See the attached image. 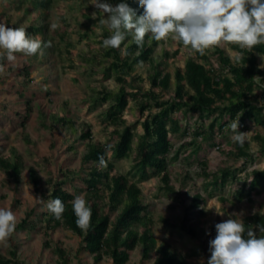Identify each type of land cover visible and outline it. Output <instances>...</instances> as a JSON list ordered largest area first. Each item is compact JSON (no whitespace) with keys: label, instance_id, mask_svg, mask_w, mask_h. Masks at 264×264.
Wrapping results in <instances>:
<instances>
[{"label":"rangeland","instance_id":"1","mask_svg":"<svg viewBox=\"0 0 264 264\" xmlns=\"http://www.w3.org/2000/svg\"><path fill=\"white\" fill-rule=\"evenodd\" d=\"M40 11L44 14V29L38 37L45 42L50 41L51 46L44 48L43 55L17 54L16 64L7 65L5 72L0 73V156L12 158L18 154L22 159L19 183L0 169V207L11 208L16 214L17 224L23 218H29L36 225L16 229L7 245L0 244V253L7 256L9 250L15 248L22 264H56L57 255L53 247L59 245L69 254L68 264H91L92 257L80 248V237L71 230L59 226L44 235L38 214L47 209L50 200H46L43 194L50 191L52 181L59 179L62 171L73 170L75 173L73 177L70 175L71 179L64 188L73 194V198L84 194L88 199L85 182L80 176L87 175L92 162L82 161L88 140L79 136L88 128L90 141H111L114 139L111 131L116 126L106 119L111 98L97 101L94 105L93 101L101 92L116 91L120 85L131 91L149 90L151 65L148 61L135 64L132 71L124 75L125 83L118 82L112 70L104 75L111 59L102 57L104 46L100 40L104 30L108 29L99 23L103 13L91 4V0H52L47 11L32 0H0V21L7 23L8 27L26 29ZM93 12H96V19L92 18ZM104 15L106 18L107 14ZM131 40L130 35L121 45V55ZM176 42L171 37L159 41L152 53L154 63H162L171 74L176 66L182 67L185 59L192 55L187 46H182L180 52L173 56ZM223 48L232 59L235 58L236 53L229 45ZM165 51L169 52L167 57ZM257 62L259 67H264V56L257 54ZM173 86L171 78V88ZM153 90L157 92V89ZM254 94L251 97L258 98V104H264L259 88L254 90ZM27 103L30 110L24 117ZM156 110L152 106L141 116L131 99L122 113L124 123L120 122L117 127L134 124L135 134L140 133V122ZM60 115H65L67 122L56 126ZM173 116L178 117L183 127L169 134L173 147L166 169L169 185L174 188L172 191L154 169L147 168L144 177L133 172L135 143L127 157L114 158L109 154V160L113 162V173H127L140 186L146 212L153 220L156 246L168 243L186 264H207L211 255L209 241L216 236L217 223L229 218L242 220L244 214L256 210L264 213V181L250 188L251 177L248 174L252 169H264V154H257L258 144L253 139L260 127L253 122L247 124L244 132H250L247 141L253 157L245 160L230 152L233 142L230 129H225L221 137L214 133L191 143L192 135L183 131L184 126L195 127V123L200 121L209 124L213 117L200 119L197 113L184 111L175 112ZM185 141L189 143L184 144ZM31 167L40 177L39 192L34 191L29 181ZM227 167L234 171V175L223 184L206 185L210 176L207 177L203 170L219 173ZM197 191L204 201L191 207L192 195ZM240 191L243 193L241 198L238 197ZM106 201L107 198H100L99 204L102 211L109 212ZM116 214V210L110 212V219H114ZM46 239L51 247L44 245ZM142 255V247L136 245L130 250L126 264H137ZM153 257L152 254L144 263L151 264ZM99 264L112 263L103 258Z\"/></svg>","mask_w":264,"mask_h":264},{"label":"trees","instance_id":"2","mask_svg":"<svg viewBox=\"0 0 264 264\" xmlns=\"http://www.w3.org/2000/svg\"><path fill=\"white\" fill-rule=\"evenodd\" d=\"M32 2H37L39 7L45 11L52 5V0H32ZM121 2L133 8L137 16L143 14V8L139 6L138 0L109 1L112 5ZM43 16L44 14L40 11L34 18L33 24L26 28L30 36L43 33ZM109 35V30L105 29L100 42L102 43ZM129 37L130 35L121 45L126 43ZM156 44L157 41L146 36L142 47H138L133 40L127 43L123 55L119 49L102 48V57L111 59L104 70L105 76L112 70L115 79L120 83H125L127 80L124 75H128L135 64L148 61L151 65L148 75L151 88L140 92L139 90H127L120 85L116 91L101 92L102 94L96 96L93 101L94 105L97 101L101 102L111 98L106 119L116 126L111 131L114 135L111 141H90L88 128L84 129L79 136L82 140H88L82 161L92 162L87 175L80 176L85 182L88 193L87 201L92 210L91 226L86 231L77 226L71 203L73 194L64 188V184L71 179L70 175L73 177L75 173L73 170L62 171L60 178L52 181L50 191L43 194L46 200L59 198L65 205L62 220L55 219L48 209L38 214V221L42 222L44 235L47 236L49 231L59 226L71 230L80 237V248L92 257L91 264H99L103 258L109 259L112 264H126L130 250L136 245L142 247L143 254L141 261L137 264H145L144 260L152 254L154 257L151 264H186L168 243L163 242L156 246L152 233L153 220L146 212L140 186L127 173H113V162L109 160V154L114 158L127 157L132 152L133 143H135L133 172H138L140 177H144L147 174V168L154 169L160 173L165 186L172 191L174 188L169 185V174L166 169L169 153L173 147L169 134L183 127L179 124L178 117L173 116L175 112L197 113L200 119L213 117L209 124L200 121L195 123V127L184 126L183 131L192 135L191 143H195L199 137L205 138L214 133L221 137L227 126L235 119L239 118V131L242 132L246 131L248 123L253 122L260 127L253 136L258 144L257 154H264V104H258V98L251 97L254 90L259 88L262 91L261 97L264 98V67H259L257 62V54L264 56V45H257L251 51L240 49L237 45H229L236 53L234 59L226 53L223 47L206 50L204 55H200L187 46L192 55L185 59L182 67L176 66L171 74L162 63H154L152 53ZM182 46H184L182 42L177 41L172 55L176 56ZM168 54L169 52H164L165 57ZM210 57H213V60ZM256 76L261 78L259 83L254 78ZM171 78L174 81L173 88H171ZM153 89H157V92ZM131 99L136 103L141 116L145 109H150L152 106L157 108L155 112L149 113L140 122L141 132L136 134L134 124L117 127L120 122L124 123L122 113ZM29 110L30 106L27 103L24 117L28 116ZM56 122V126L65 124L66 116H58ZM188 143L184 142V144ZM109 144L111 149L106 151L105 146ZM230 152L236 158L245 160L253 157L248 141L242 147L232 142ZM102 156L106 164L104 167L99 164V158ZM202 164L204 166L205 163ZM0 169L15 183H19L22 171L20 155L14 154L12 158L0 156ZM203 172L207 177L210 176L206 185L213 186L223 184L234 175V171L229 167L222 168L219 173L206 172V170ZM248 174L251 177L250 188L264 181V169H252ZM29 181L34 191L39 192L40 177L33 167L29 169ZM242 195L240 191L238 197L241 198ZM100 198H107L105 204L109 212L101 210ZM203 201L201 193L194 192L191 207ZM114 210L117 214L114 219H110L109 213ZM242 220L246 229L252 226L256 234L260 235L259 229L255 226H264L263 212L256 210L253 213L244 214ZM35 225V221L23 218L17 224L16 229H25ZM44 245L51 247L47 239ZM53 251L57 255L56 264H68L69 254L64 248L55 245ZM0 264H22V262L17 257L16 249L12 248L7 256L0 253Z\"/></svg>","mask_w":264,"mask_h":264},{"label":"clouds","instance_id":"3","mask_svg":"<svg viewBox=\"0 0 264 264\" xmlns=\"http://www.w3.org/2000/svg\"><path fill=\"white\" fill-rule=\"evenodd\" d=\"M138 3L143 8L139 16L125 2L114 6L102 0H91L103 13L99 23L110 32L102 42L105 48L120 49L128 35L138 47L143 46L146 36L157 42L171 37L200 55L225 45H237L249 51L264 45V0H138ZM92 18H97L96 12L92 13ZM50 46V41L30 36L25 28L8 27L0 21V73L5 72L7 65L16 64L17 54L43 55L44 48ZM254 78L257 83L261 80L259 76ZM228 129L232 133L231 140L241 147L248 140L250 132L239 131V118L233 120ZM110 149V144L105 146L106 151ZM99 164L106 166L103 156ZM71 203L77 226L86 231L91 226V206L84 194L75 196ZM46 206L55 219L62 220L65 205L61 199L50 200ZM16 227V214L11 208L0 207V244H8ZM255 227L260 235L252 226L246 229L241 219L229 218L217 223L216 236L209 241L211 255L207 264H264V226Z\"/></svg>","mask_w":264,"mask_h":264}]
</instances>
